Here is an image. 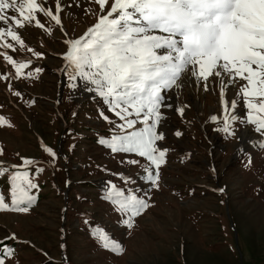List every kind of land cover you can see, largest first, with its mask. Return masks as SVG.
<instances>
[{"label": "rangeland", "instance_id": "obj_1", "mask_svg": "<svg viewBox=\"0 0 264 264\" xmlns=\"http://www.w3.org/2000/svg\"><path fill=\"white\" fill-rule=\"evenodd\" d=\"M38 3L58 15L61 25L43 12L35 13L43 27L33 20L21 29L9 19L26 47L8 36L0 42L15 48L0 47V53L31 60L17 74V65L0 55V117L12 125L0 123V161L20 166L0 176V191L10 203L15 172L27 173L38 186L31 189L36 198L27 212L0 211V241L15 250L5 264H264V130L248 122L254 113L238 92L247 82L237 78L226 90L224 100L235 99V108L221 100L219 81L204 90L193 77L180 89L162 92L167 106H161L165 118L157 132L164 139L156 143L168 152L156 187L147 179L145 168L155 171V166L146 158L99 143L120 131L101 111L122 123L104 100L83 81L75 89L68 86L66 41L97 22L99 4L60 0L57 12L56 0ZM5 14L19 18L11 9ZM233 116L224 132L225 119ZM22 158L32 163L23 164ZM112 185L125 195L135 193L149 207L130 217L105 198ZM96 229L122 245L123 254L104 248ZM13 234L15 240L5 239Z\"/></svg>", "mask_w": 264, "mask_h": 264}, {"label": "snow or ice", "instance_id": "obj_2", "mask_svg": "<svg viewBox=\"0 0 264 264\" xmlns=\"http://www.w3.org/2000/svg\"><path fill=\"white\" fill-rule=\"evenodd\" d=\"M95 2L101 10L96 14L97 22L83 36L66 41L69 48L63 59L67 62L64 71L71 81L68 86L75 89L77 81H83L88 91H94L104 100L108 110L122 123H115L101 111V118L120 131H114L111 139L101 137L99 143L113 152L134 153L146 158L155 166V171L145 168L147 179L154 186H159L158 169L168 152L156 143L164 139V133L157 132L165 118L161 106H167L162 92L182 88L190 77H195L204 90L219 81L221 100L226 108H235L237 104L235 99L224 100L229 85L238 83L237 78L246 81L238 92L254 113L248 116V122L257 125V131L264 130V0H112L110 5L109 0ZM6 9L18 13L19 18L6 15ZM56 11H62L60 0H56ZM36 12H43L61 25L60 17L38 0H0V25H8L7 28L0 26V42L8 36L22 48L26 47L22 35L9 25V19L21 29L24 22L31 24L33 20L35 26L43 27ZM0 47L15 51L12 44L0 43ZM28 51L42 57V53L34 49ZM0 55L17 65V74L31 64V60L16 61L6 53ZM35 71L39 73L42 69ZM178 111L183 115V107ZM211 119L215 121L216 117ZM235 119L234 116L225 119L224 132L229 131L230 121ZM0 123L12 126L4 117H0ZM138 123L143 127L137 128ZM175 135L179 137L182 133L177 131ZM45 151L53 157L56 155L51 148L45 147ZM22 162L32 163L26 158H22ZM19 167L0 161V176L10 168ZM10 187V203L5 202L0 191V211L27 212V205L36 198L30 194L31 189L38 186L27 173L15 172L10 176ZM105 198L118 205L122 212L130 213V217L149 207L145 199L135 193L125 195L115 185ZM127 223L132 226L131 218ZM94 235L104 248L123 254L122 245L103 229H96ZM5 239L15 240L16 237L13 234ZM0 249V264H5L15 250L4 241H0Z\"/></svg>", "mask_w": 264, "mask_h": 264}, {"label": "bare ground", "instance_id": "obj_3", "mask_svg": "<svg viewBox=\"0 0 264 264\" xmlns=\"http://www.w3.org/2000/svg\"><path fill=\"white\" fill-rule=\"evenodd\" d=\"M191 80H194L193 77H190L187 81H190L191 82ZM187 81H185V82H187ZM246 137H248V135H246L245 138Z\"/></svg>", "mask_w": 264, "mask_h": 264}]
</instances>
